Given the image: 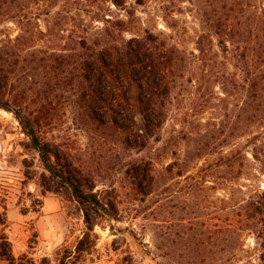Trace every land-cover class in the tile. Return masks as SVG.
I'll list each match as a JSON object with an SVG mask.
<instances>
[{
  "label": "rangeland",
  "instance_id": "rangeland-1",
  "mask_svg": "<svg viewBox=\"0 0 264 264\" xmlns=\"http://www.w3.org/2000/svg\"><path fill=\"white\" fill-rule=\"evenodd\" d=\"M20 4L0 0V70L7 73V81L0 82V106L11 109L0 108V234L8 236L15 256L58 264L62 253L74 251L82 237L84 214L64 181L45 169L14 114L33 102L35 91L27 92V47L9 49L22 29L38 33V48L61 49L70 34L57 27L49 36L39 31L46 34L64 17V24L88 28L96 21L95 9L86 0L24 9ZM108 7L104 4L102 12ZM200 9L197 0H150L136 7L134 23L138 29L171 36L196 53ZM112 14L119 13L113 9ZM217 51L213 63L197 62L185 73L173 94L161 141L151 140L143 150L128 149L113 132L92 131L69 100L56 107L55 121L44 132L58 154L59 174L67 176L65 166L73 163L105 205L115 202L120 216V221L103 219L95 228L97 245L80 264H260L263 243L247 215L256 190L264 191V162L260 154L259 160L253 156L264 145V122L249 120L236 61ZM8 52L14 56L9 58ZM205 134L215 136L213 149L192 160L199 147L195 140ZM238 151L241 165L235 163L234 170L241 174H228L226 158ZM141 163H152L160 174L177 164L182 173L175 169L140 187L128 172Z\"/></svg>",
  "mask_w": 264,
  "mask_h": 264
},
{
  "label": "trees",
  "instance_id": "trees-1",
  "mask_svg": "<svg viewBox=\"0 0 264 264\" xmlns=\"http://www.w3.org/2000/svg\"><path fill=\"white\" fill-rule=\"evenodd\" d=\"M86 1L95 9L96 21L89 24L90 27L83 29L76 24H64V17L52 28H47L46 34L39 31L40 36H49L57 27L59 32L70 34L61 49L38 48L35 46L38 33L23 29L9 49L19 50L21 45L27 47L24 58L29 67L27 92L35 91L33 102L13 110L14 114L45 169L64 181L84 214L82 237L74 251L62 253L58 264H80L96 247L95 228L102 220L120 221L115 202L105 205L89 187L81 169L68 163L65 166L67 176L59 174V157L46 140L44 129L55 121L54 112L61 103L69 100L92 131L113 132L128 149L143 150L151 140L161 141V130L168 120L173 94L177 84L185 79V73L197 62L213 63L219 49L230 53L236 61L241 79L239 87L246 93L243 104L250 112L249 120L259 124L264 122V0H197L201 4V30L195 42L196 53L184 49L162 32L137 28L134 23L136 7L144 6L150 0ZM17 2L21 3L19 8L24 9L47 2L51 6L56 0H11L13 4ZM104 4L109 7L102 12ZM113 9L119 14L113 15ZM69 44L71 48H68ZM69 51L72 53L67 54ZM7 56L11 58L14 54L8 52ZM10 65L14 64L9 62ZM1 71L0 82H5L7 73ZM214 139L213 134L197 137L195 141L199 147L194 150L192 160L212 151ZM258 150L260 153L253 156L259 160L260 154L264 162V145ZM241 160L240 151L227 157V173L241 174L240 169L234 170L235 163L241 165ZM177 166L168 165L161 172L170 175L178 169V173H182ZM128 174L133 175L140 187L144 183L152 185L157 181L156 177L163 175L157 173L152 163L133 164ZM248 206L247 216L263 243L259 260L264 264V191L256 190ZM2 225L4 222L0 220ZM0 264L37 263L27 254L15 256L8 236L0 234Z\"/></svg>",
  "mask_w": 264,
  "mask_h": 264
}]
</instances>
